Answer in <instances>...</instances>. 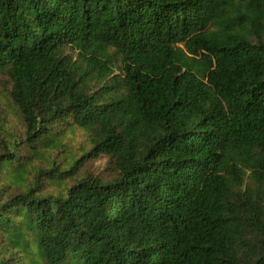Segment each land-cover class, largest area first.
I'll list each match as a JSON object with an SVG mask.
<instances>
[{"label":"trees","instance_id":"1","mask_svg":"<svg viewBox=\"0 0 264 264\" xmlns=\"http://www.w3.org/2000/svg\"><path fill=\"white\" fill-rule=\"evenodd\" d=\"M1 80L0 264H264V0H0Z\"/></svg>","mask_w":264,"mask_h":264},{"label":"rangeland","instance_id":"2","mask_svg":"<svg viewBox=\"0 0 264 264\" xmlns=\"http://www.w3.org/2000/svg\"><path fill=\"white\" fill-rule=\"evenodd\" d=\"M4 81H0V92H2V94H0V108H2L6 113L4 127L7 129V134H5V136L6 138H8V136H12L13 138L18 139L17 142H20L19 140L21 139L23 134V127L17 116L16 110L7 97L6 90L4 92ZM89 138V133L86 130L80 129L78 127L66 129L63 137L61 138L62 146L59 149L55 150L52 155L47 157H54L55 159H57V161H60L62 163H65L67 160L71 159L79 160L83 152H85L90 146ZM26 154L27 152L25 151L21 152V155ZM81 163L82 164L79 167L78 171L80 175L86 173L92 176L108 179L114 174V171H112V167L110 166V159L105 155H100L93 159H84L81 161ZM33 164H38L41 167H45L47 166V161H35L32 162V165ZM30 171V174H27L29 178L32 177L31 173L33 172V169H30ZM67 182L69 183V181ZM59 188V185L55 181H49L46 185V192L56 193Z\"/></svg>","mask_w":264,"mask_h":264}]
</instances>
